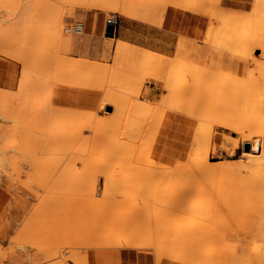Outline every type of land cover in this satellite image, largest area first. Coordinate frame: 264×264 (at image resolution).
<instances>
[{
    "label": "rangeland",
    "instance_id": "rangeland-1",
    "mask_svg": "<svg viewBox=\"0 0 264 264\" xmlns=\"http://www.w3.org/2000/svg\"><path fill=\"white\" fill-rule=\"evenodd\" d=\"M198 1L202 0H190ZM209 1L204 0V9H194L184 7L188 2L181 0H117V10L107 11L84 9L75 0L79 5L74 7L73 0H0V264H31L34 256L39 261L32 264H264L254 255L264 252V164L239 166L247 145L264 137V57L254 48V62L233 59L230 67V51L222 47L228 38L239 39L247 31L246 36H251L249 12L257 11L252 16L264 27V13L261 0H218L217 9ZM126 8L157 26L165 24L169 9L176 11L177 42L169 56L157 52V57L146 58L149 49L133 42L153 46L160 43L157 40H169L168 35L125 17ZM214 10L220 12V20ZM111 14L129 31L121 28L118 34L105 36V20ZM210 16L217 22L209 24ZM57 21H61L60 38L77 36L85 41L65 49L63 41L51 35ZM78 22L83 23L82 33L71 30ZM260 30L255 35L264 36ZM133 31L150 34L151 40L136 39ZM81 61L100 65L97 74L102 79L86 68L92 78L87 73L91 81H86L87 66L81 64L83 70ZM184 63L190 65L177 73L187 80L184 89L179 87L182 95L170 96L166 74ZM67 65L81 68L77 70L82 75H74ZM139 70L146 77L130 91L129 76ZM154 82L156 98L142 99L143 90ZM105 99L114 105H107ZM75 108L94 111L96 121L101 120L99 125L93 121L87 131L91 135L100 131L106 138L99 132L103 139L91 141L87 149L90 157L110 152L107 156L113 160L103 173L90 176L83 167L88 166L85 159L81 164V156L88 155L80 152L91 140L89 133L80 147L79 140L70 143L81 150L68 145L73 139L66 141L67 147L65 141L52 137L56 127L68 126L67 112ZM238 127L243 135L251 134L250 143L237 133ZM70 150L80 159L74 167L84 164L76 170L80 173L72 166L76 177L62 172L73 156ZM199 154L207 157L201 159ZM66 156L69 161L64 163ZM151 162L164 163V171L158 173L151 165L152 174L144 172V165ZM82 168L87 174L81 173ZM14 176H20L22 183Z\"/></svg>",
    "mask_w": 264,
    "mask_h": 264
},
{
    "label": "bare ground",
    "instance_id": "bare-ground-1",
    "mask_svg": "<svg viewBox=\"0 0 264 264\" xmlns=\"http://www.w3.org/2000/svg\"><path fill=\"white\" fill-rule=\"evenodd\" d=\"M63 1V0H62ZM67 1V0H66ZM79 2L80 4H81V6L84 8V9H98V10H107V11H115V10H117V4H116V1H115V3L113 4V1L114 0H75V2ZM183 3H187L184 7H186V8H194V9H204V7L206 6L205 5V2H204V0H202V1H198V2H196V3H194V4H191V2H190V0H181ZM57 2V1H56ZM68 2H69V0H68ZM67 2V3H68ZM178 2V1H177ZM251 2V1H250ZM257 2V1H256ZM255 2V3H256ZM62 3H64V2H62ZM66 3V4H67ZM69 3H71V2H69ZM79 3L77 4V3H75L74 4V0H73V3H71V4H73V7L77 4V5H79ZM216 3H218V0H212V1H209L208 2V5H210V7H216ZM254 3V2H253ZM254 3V4H255ZM41 4V3H40ZM76 5V6H77ZM251 5V4H250ZM44 6V5H43ZM72 6V5H71ZM69 4H68V7H71ZM254 6V7H253ZM41 7V6H40ZM72 7V8H73ZM250 7V6H249ZM252 8H253V11H256V9H258V7H257V5H253L252 4V6H251ZM250 7V8H251ZM213 8H211V10L213 9ZM218 7H216V9H217ZM39 9V8H38ZM45 9V8H44ZM44 9H42V11L44 10ZM59 9V8H58ZM215 9V8H214ZM255 9V10H254ZM261 9H262V12L264 13V0H261ZM65 10H67V9H65ZM64 10V11H65ZM46 11V10H45ZM209 11H210V9H209ZM216 11H218V10H216ZM244 11V10H243ZM246 11V10H245ZM244 11V12H245ZM253 11H251V12H253ZM67 12H68V10H67ZM215 12V10L213 11V14H216V13H214ZM244 12H243V14H244ZM248 12V11H247ZM257 12V11H256ZM256 12H253V13H256ZM62 13V12H61ZM123 13H124V9H123ZM218 13V15H219V11L217 12ZM251 14L250 12H249V15L251 14V16H249V15H247V17H248V25L250 26V32H252L251 33V36L250 37H248V36H246V34L248 35V31L247 32H245L244 33V36H240L239 37V39H236L235 38V40L234 39H232V38H228V44H223L222 45V47L224 48V49H227V50H229L230 51V55L228 56V60H227V65L229 66L230 65V67H231V63H232V60L233 59H239V61L240 62H242V63H244V64H246L247 63V61L248 60H251V61H253L252 59V51H253V49L254 48H258L260 51H261V53H262V55H263V57H264V36H257V35H255L256 34V32L255 31H257V33H258V30H260V28H263L262 30H260V31H262V32H264V27H261V26H259V23H260V21H259V19H257V18H255V17H253L252 15H254V14ZM211 14V13H210ZM246 14V13H245ZM248 14V13H247ZM257 14H258V12H257ZM61 14H59V17L58 18H60L61 16H60ZM112 15V14H111ZM124 15H125V13H124ZM218 15L216 14V18L218 17ZM256 15V14H255ZM28 17H30V18H32L31 16H28ZM28 17L26 18V19H28ZM46 18H47V16H45ZM44 17V18H45ZM253 17V18H252ZM38 18V17H37ZM36 17L34 18V19H37ZM210 18L212 19V20H210V23L209 24H213V22L215 23V21L218 19H216L215 21H213L214 19V17L212 16H210ZM246 18V16H244L243 17V19H245ZM252 18V19H251ZM262 18L264 19V16H262ZM33 19V20H34ZM42 19V18H41ZM47 19H50V16L47 18ZM57 19V18H56ZM38 20H40V19H38ZM44 20H46V19H44ZM51 20V19H50ZM61 20V19H60ZM218 20H220V19H218ZM3 21V20H2ZM41 21V20H40ZM39 21V22H40ZM58 21H59V19H58ZM57 21V23L55 22V24H53V27L50 29L51 30V35H53L52 37H53V39L54 38H56L55 40L56 41H63V47H64V45H65V49H67V45H68V38H60V28H61V21L60 22H58ZM211 21H213L212 23H211ZM38 22V21H37ZM45 22V21H44ZM217 22V21H216ZM78 23H80V22H78ZM44 24V23H43ZM30 25V24H29ZM49 25V23H47V26ZM47 26H44V27H47ZM51 26V25H50ZM34 27V26H33ZM49 27V26H48ZM47 27V28H48ZM219 28V27H218ZM44 29V31H45V29L46 28H43ZM215 29V28H214ZM220 29H222V28H220ZM47 30H49V29H47ZM72 30V29H71ZM71 30H69V31H71ZM83 30V29H82ZM82 30L81 31H77L78 33H82ZM215 31V30H214ZM216 31H219V30H216ZM47 32V31H46ZM49 32V31H48ZM212 32V31H211ZM211 32L210 33H208V35L210 34V36H211ZM213 33V32H212ZM260 33V32H259ZM47 34V33H46ZM215 34H216V32H215ZM114 35V34H113ZM48 36H50V34L48 35ZM105 36H109V35H105ZM205 36H207V34L205 35ZM210 36H208V37H210ZM224 36V35H223ZM51 37V38H52ZM109 37H112V36H109ZM217 37V36H216ZM224 38V37H223ZM226 38V37H225ZM205 39H203V41H204ZM211 40V39H210ZM212 40H213V38H212ZM225 40V39H224ZM206 41V40H205ZM226 42H227V39H226ZM216 43V42H215ZM220 48V47H219ZM64 49V50H65ZM195 49V48H194ZM231 49H234V50H231ZM125 50V49H124ZM196 50V49H195ZM219 50V49H218ZM221 50V49H220ZM220 50H219V53H220ZM63 51V50H62ZM66 51V50H65ZM222 51V50H221ZM200 52V51H199ZM218 51H216V53H217ZM226 52V51H225ZM222 53V52H221ZM229 53V52H228ZM145 55H146V58L147 59H150V58H155V57H157L159 54L157 53V52H155V51H152V50H146L145 51ZM214 55V54H213ZM216 55V54H215ZM236 56V57H235ZM219 57V56H218ZM69 59H71V57H69L68 58V60ZM73 59V58H72ZM67 60V62H66V60L64 61V62H66V63H69V61ZM76 61H78V63H79V60L80 59H75ZM75 60L73 61L74 62V64H75ZM82 61H83V59H82ZM82 61H81V63L79 64L80 66H81V68L84 70V68H83V66H87V65H83V63H82ZM84 61H88V60H84ZM173 61V60H172ZM71 62V61H70ZM226 62V61H225ZM254 62V61H253ZM89 62H86V64H88ZM91 63V62H90ZM88 64V66L87 67H85V69L86 68H88V70L90 71V73L92 74V76L93 77H95L96 75L98 76V74L97 73H99L100 72V65L98 66V64H95L94 66H92L91 64L93 63H91V64ZM166 63V62H165ZM191 63V62H190ZM190 63H184V65L183 66H181L180 65V67H174L173 68V66H172V70L170 71V73H168L169 75H167L166 74V76H167V80H168V82L166 83V84H168L167 86H168V88H169V91H170V96H173L174 94H178V93H180V95H182L181 94V92H182V90L181 89H179V87H182V89H184V87L183 86H185L186 85V83H187V80H186V78H184V79H179V77H177L178 76V72H179V70L181 69V68H183V67H187V66H189L190 65ZM259 63V64H258ZM256 62V63H254L256 66L258 65H260L261 63L260 62ZM83 66H82V65ZM77 65V64H76ZM178 66V65H177ZM64 67V66H63ZM66 67H68L67 69L69 70V71H71L74 75H77V74H79V75H82L81 73H79V72H82V70H77V69H81V68H77L76 70H74L73 68H71V65L69 66V65H67ZM65 67V68H66ZM92 67V68H91ZM91 68V69H90ZM98 68H100V69H98ZM72 69V70H71ZM191 69V68H190ZM73 70H74V72H73ZM87 69L86 70H84L86 73V75H85V78L84 79H86V81L88 80V81H91L92 80V78H91V74L90 73H88L89 71H88ZM91 70H92V72H91ZM94 70V71H93ZM96 70V71H95ZM187 70V69H186ZM189 70V69H188ZM200 70V69H199ZM76 71H78V72H76ZM139 71H141V70H139ZM139 71H138V74H141L142 75V73H143V71H141L142 73H139ZM193 71V70H192ZM191 71V72H192ZM199 72V71H198ZM75 73H77V74H75ZM87 73L89 74V77L91 78V80H90V78L88 79V76H87ZM94 73H96V74H94ZM104 73V72H103ZM144 73H145V71H144ZM143 73V74H144ZM146 73H147V71H146ZM201 73V72H200ZM102 74V73H101ZM138 74H135V73H131V75L129 76L130 77V82H131V84H132V88H130V91H131V89H133L137 84L138 85H142V83H143V80H144V78L146 77L145 76V74H144V77H143V75H142V77H141V75H139V76H136V75H138ZM147 74H150V73H147ZM146 74V75H147ZM219 74V73H218ZM84 75L82 76V77H84ZM99 75H100V73H99ZM86 76H87V78H86ZM33 77V76H32ZM36 77V76H35ZM79 77V76H78ZM81 77V76H80ZM103 77V76H102ZM102 77L100 76H98V78H99V80H100V78L102 79ZM157 77V76H156ZM233 77V76H232ZM231 77V78H232ZM166 78V77H165ZM24 79V78H23ZM84 79H82L83 81H85ZM95 78H93V80H94ZM229 79H230V77H229ZM228 79V77H227V80H229ZM96 80V79H95ZM98 79H97V81H99ZM25 81V80H24ZM81 81V79H79V82ZM78 83V82H77ZM81 83H82V81H81ZM76 84V83H75ZM164 84H165V82H164ZM182 84V85H181ZM165 87V86H164ZM140 88H141V86L139 87V90H140ZM139 90H138V93H139ZM138 93H137V95H138ZM179 95V94H178ZM139 96V95H138ZM63 98V97H62ZM255 99V98H254ZM262 100V99H261ZM61 101H63L62 99H61ZM105 101H107V105H111V106H113L114 105V103L111 101V99H105ZM60 102V101H59ZM248 102V101H247ZM262 102H263V100H262ZM105 102H104V99L101 101V105L102 106H105V104H104ZM262 104V103H261ZM245 106V105H244ZM60 107V106H59ZM261 107H262V105H261ZM256 109H257V107H255ZM263 108V107H262ZM70 109V108H69ZM176 109V108H175ZM60 110V109H59ZM61 110H63V111H65L63 108H61ZM66 110H67V108H66ZM181 109H179L178 110V112H181L180 111ZM71 111V112H70ZM70 111H68L67 112V114H70V116H69V123H66V124H68V126H61V127H63L62 129L60 128V129H58L57 130V128L60 126H58V127H56V129H54L55 130V132H53L52 134H53V136L52 137H54V140L56 139H61L60 141L61 142H63V141H65V143H63V144H65V146H67L68 147V145L70 144V143H74L76 140H79L78 141V144L76 145L77 147H78V145H79V147L81 146V144L83 143V140H84V137L83 136H86L87 137V133H89L90 131H87V129H89L90 130V127H91V123L93 122V121H96L97 120V116L95 115V112L94 111H90V110H83V109H77V108H75L74 110H70ZM244 112H246V111H244ZM62 113V112H61ZM57 114H59V113H57ZM83 114H85L86 116L84 117V118H81V116L83 115ZM129 114V113H128ZM60 115V114H59ZM126 115V114H125ZM63 116H64V114H63ZM61 117V116H60ZM65 117V116H64ZM255 117V116H254ZM252 118V117H251ZM255 119V118H254ZM253 119V120H254ZM62 120V119H61ZM67 120H68V118H67ZM250 120H252V119H250ZM101 120H99L98 119V122H100ZM68 122V121H67ZM97 122V121H96ZM97 122V123H98ZM243 123H244V121H243ZM91 124V125H90ZM89 125H90V127H89ZM98 125H99V123H98ZM97 125V126H98ZM242 124L240 123V126H241ZM239 126V127H240ZM243 126V125H242ZM245 126V125H244ZM238 127V128H239ZM264 127V126H263ZM97 129H98V127H96ZM237 128V129H238ZM241 129H242V127H240ZM238 129V132L237 133H241V135H242V139L244 140V141H248L249 143L252 141V137H251V134H247L246 133V135L244 134H242L243 132V130H241V129ZM96 129V130H97ZM264 129V128H263ZM16 130V129H15ZM57 130V131H56ZM99 130V129H98ZM244 130H245V128H244ZM17 131H18V129H17ZM250 131V130H249ZM99 132L100 131H98V132H95L94 134H92L91 135V133H89V135H88V137L87 138H90V136H91V140H90V142H88L87 140V143H86V141H85V144H86V146H85V144L84 145H82L81 146V148H83V150L80 152L81 154L83 153L84 155H86V154H88V155H86V156H81V160L83 159H85V161L84 162H86L87 163V165L88 166H83V165H81L82 163H83V160H82V162H81V166H83L85 169H87V173L91 176V173L92 174H95V173H103V171H105V169H107V167H109L107 164L109 163V162H111L112 160H113V157H110L111 159H109V156H107V154H109V153H107L106 155H105V153L104 152H106V151H104L103 153V155L101 156H97V157H93V156H91L90 157V150H88L87 148L89 147V148H91L90 147V145L92 144L91 143V141H100V139L102 138V136L101 135H103V134H101V132H100V134L101 135H99ZM202 132V131H201ZM253 132V131H252ZM255 132H257V131H255ZM259 132H260V130H259ZM263 132H264V130H263ZM98 133V134H97ZM123 133V132H122ZM261 133H262V130H261ZM86 134V135H85ZM209 134H210V132H209ZM254 135V134H253ZM257 135V137H258V135L259 136H261L260 134H256ZM262 135H263V133H262ZM59 136V137H58ZM105 135H103V138L105 139L106 137H104ZM264 136V135H263ZM81 137V138H80ZM83 137V138H82ZM254 137H255V135H254ZM253 137V138H254ZM78 138H80V139H78ZM102 138V139H103ZM107 138H109V137H107ZM71 139H73V140H71ZM74 139H75V141H74ZM83 139V140H82ZM206 139V138H205ZM260 139H261V137H260ZM72 142H71V141ZM108 140V139H107ZM117 140V139H116ZM210 140V139H209ZM262 140V139H261ZM20 141V140H19ZM59 141V142H60ZM66 141H67V143H68V141H70L69 143H68V145H66ZM82 141V142H81ZM98 141V142H99ZM102 141V140H101ZM104 141V140H103ZM103 141H102V143H103ZM60 142V143H61ZM77 142V141H76ZM208 142V141H207ZM81 143V144H80ZM104 144H105V142H104ZM116 144H119V142H116ZM121 144V143H120ZM197 144V143H196ZM15 145V144H14ZM74 144L73 145H71L70 144V146H72L71 148L73 149V147H76ZM103 145V144H102ZM114 145V146H113ZM112 146H111V150L113 149L114 150V148H112V147H115V144H113ZM83 146H85V147H83ZM116 146H118V145H116ZM200 146V145H199ZM235 146H236V141H235ZM248 146V148L245 150L246 152H244L243 153V155H244V157L243 158H245V160L243 161V162H241L240 164H239V166H241V167H243V168H249V167H251V166H253V165H255V164H258L259 166H262L263 164H264V161H262L263 159H264V137H263V140L262 141H260V140H258V139H255V140H253V142H252V144L250 143V145H247ZM76 147V148H77ZM118 147H121V146H118ZM206 147H208V146H206ZM75 148V149H76ZM81 148L79 149V148H77V149H79V150H81ZM209 148V147H208ZM67 149H70V148H67ZM71 149V150H72ZM116 149V148H115ZM194 149H195V147H194ZM71 150L69 151V153L71 152ZM110 150V151H111ZM192 150V149H191ZM190 150V152H192ZM247 150H248V152H247ZM67 151V153H68V150H66ZM77 151V150H76ZM88 151H90V152H88ZM108 151H109V149H108ZM116 151V150H115ZM122 151V150H121ZM146 149L143 151V153H146ZM195 151V150H194ZM74 152H75V150H74ZM87 152V153H86ZM112 152V151H111ZM119 152V151H118ZM188 152V151H187ZM67 153L66 154H63V155H67ZM78 153V152H77ZM101 153V152H100ZM71 154L73 155V153L71 152ZM71 154H70V156H71ZM136 154L137 155H139L137 152H136ZM135 154V155H136ZM207 154V153H206ZM203 155V156H201L200 154V156H201V159H205L206 157H207V155ZM97 155H99V153L97 154ZM116 155H118L117 153H116ZM119 155H121L120 153H119ZM17 156V155H16ZM19 156V155H18ZM77 156V157H76ZM112 156V155H111ZM13 157V156H12ZM67 157H69V156H66V158ZM119 157V156H118ZM120 157H122V156H120ZM119 157V158H120ZM135 157V156H134ZM20 158V157H19ZM19 158H18V160H19ZM61 158H62V156L60 157V160H61ZM69 158H70V161H69ZM69 158H67L66 159V161H64V163L66 162H68L67 163V165H71V167L70 168H72V166L74 167V166H76L75 165V162L77 163V161H80V159L78 158V155H76V154H74L72 157H69ZM79 159V160H76V161H73L74 159ZM94 158V159H93ZM117 158V157H116ZM136 158H137V156H136ZM135 158V160L137 161V159ZM198 158H200V157H198ZM262 158V159H261ZM15 159H16V157H15ZM73 159V160H72ZM115 159V158H114ZM17 160V159H16ZM17 160V161H18ZM21 160H22V158H21ZM63 160H65L64 158H63ZM116 160H118V159H115L114 161V163H116ZM135 160H134V162H135ZM20 161V160H19ZM19 161L17 162V163H19ZM74 162V164H73V162ZM120 161H121V158H120ZM15 162V161H14ZM58 162V161H57ZM134 162H133V164H134ZM140 162V161H139ZM156 162V161H155ZM60 163V162H59ZM58 163V165H60ZM70 163V164H69ZM137 163H138V161H137ZM15 164V163H14ZM20 164H21V161H20ZM73 164V165H72ZM120 164V163H119ZM132 164V165H133ZM143 164V163H142ZM148 165H144V168H145V170H144V172H150V174H152V170H155L154 168L153 169H151V165H153V167L154 166H157L158 167V169H157V167H155L156 168V170H157V172L158 173H161V171H164V163H162V165L160 166H158V165H156L157 163H155V164H153L152 162L151 163H147ZM65 165V164H64ZM67 165H65L64 166V168H63V170H62V172H64L65 174H64V176L66 175V174H69V175H71V171H73L74 172V169L72 170H70V168H69V166H67ZM117 165V164H116ZM115 165V166H116ZM140 165H141V162H140ZM15 166H16V164H15ZM81 166H80V168H81ZM121 166V165H120ZM120 166L118 165V167H119V169H117L118 171L120 170ZM162 166H164V167H162ZM18 167H19V165H18ZM141 167H143V165H141ZM172 167V166H171ZM59 168V167H58ZM75 168V172H77L76 170H77V168L76 167H74ZM80 168H78V169H80ZM84 168H82V170L84 169ZM114 168V167H113ZM137 168V167H136ZM135 168V169H136ZM143 168V169H144ZM230 169H234V166H232V167H229ZM236 168V167H235ZM13 169V168H12ZM142 169V168H141ZM150 170V171H149ZM21 172H19V175H20V173L22 174V170H20ZM86 171V170H85ZM111 172L109 173L110 174V180H113L114 181V171L111 169L110 170ZM18 172V171H17ZM61 172V173H62ZM78 172L80 173V170H78ZM77 172V173H78ZM117 172V171H116ZM156 171H154V173H155ZM167 172V171H166ZM77 173H72L73 175H74V177H76V174ZM82 174H87V173H85L84 172V170H83V172H81ZM118 173V172H117ZM125 173V172H124ZM140 173V172H139ZM158 173H155V175L156 174H158ZM164 173V172H163ZM168 173V172H167ZM148 175V177L149 178H151V176H153V175ZM171 174V173H170ZM173 174V173H172ZM10 175H11V172H10ZM13 175V174H12ZM16 175V174H15ZM18 175V174H17ZM98 175V174H97ZM96 175V176H97ZM103 175V174H102ZM64 176L62 177L63 179H64ZM122 176H124V175H122ZM127 176H129L128 174H127ZM126 176V177H127ZM138 176H140V175H138ZM144 176H145V174H144ZM146 176H147V174H146ZM173 176V175H172ZM120 177V176H119ZM170 177V176H169ZM14 179L13 180H15V182H17V183H22V179L20 178V176H14L13 177ZM68 177L66 176V179H67ZM70 178H71V176H70ZM78 178H79V176H78ZM114 178V179H113ZM130 178V177H129ZM62 179V180H63ZM76 179V178H75ZM124 179V178H123ZM22 180V181H21ZM71 181H72V178L70 179ZM70 180H68V181H70ZM89 180V179H88ZM117 180H118V178H117ZM161 180V179H160ZM68 181H67V184H68ZM90 181V180H89ZM88 181V182H89ZM124 182H126L125 180H123ZM122 181V182H123ZM149 181V180H148ZM154 181V180H153ZM62 182V181H61ZM64 182V181H63ZM74 182V181H73ZM82 182H83V180H82ZM24 183H26V182H24ZM28 183H29V180H28ZM24 184L26 187H28V186H30V184ZM127 183V182H126ZM129 183H130V181H129ZM155 183V182H154ZM64 184H65V182H64ZM120 184V183H119ZM124 183H122V185H123ZM75 186H74V188H76V186H78L79 187V183H77V185L76 184H74ZM81 185V184H80ZM84 185V184H83ZM127 185V184H126ZM139 185H141L142 186V184H139ZM65 186V185H64ZM68 186V185H67ZM117 186V185H116ZM124 186V185H123ZM83 187V186H82ZM85 187V186H84ZM91 187V186H90ZM127 187V186H126ZM126 187H124V189H126ZM136 187V186H135ZM145 187V186H144ZM141 188H143V187H141ZM153 188V187H152ZM127 190V189H126ZM161 190V189H160ZM131 191V190H130ZM129 192V191H128ZM137 192V191H136ZM135 193V192H134ZM139 193H141L140 191H139ZM165 193V192H164ZM156 194V193H155ZM168 194V193H167ZM126 195V194H125ZM131 195V194H130ZM130 195H127L128 197L130 196ZM134 195V194H133ZM138 195V194H137ZM140 195V197L139 198H141L142 199V197H141V195L142 194H139ZM161 196V195H160ZM135 197V196H134ZM139 198H137V199H139ZM148 198V197H147ZM150 198V197H149ZM148 198V199H149ZM133 199V197L131 198V199H129V200H132ZM177 199H179V197L177 198ZM120 246H122L121 244H119L118 245V247H120ZM74 251V250H73ZM254 252H255V250H253ZM257 251V250H256ZM259 252V253H258ZM261 252V253H260ZM209 254H210V257L212 258V257H214L215 255L213 254V251H212V249H209V252H208ZM72 254V253H71ZM257 258L259 257L260 259H261V261H263L264 262V252L263 251H257L255 254H254ZM70 257V256H69ZM30 258H33L32 257V255H31V257H29V259ZM49 258V257H48ZM50 258H52V257H50ZM35 256H34V258H33V260H30V263L32 264V263H38V261H39V259H35ZM41 260V259H40ZM255 260H257V259H255ZM258 261V260H257ZM259 262V261H258Z\"/></svg>",
    "mask_w": 264,
    "mask_h": 264
},
{
    "label": "crops",
    "instance_id": "crops-1",
    "mask_svg": "<svg viewBox=\"0 0 264 264\" xmlns=\"http://www.w3.org/2000/svg\"><path fill=\"white\" fill-rule=\"evenodd\" d=\"M124 16L128 17V18H133V19L140 20V21H137V22H139L142 25H145V27H147L149 30L150 29L153 30V31L155 30L156 34L161 32L162 35H165V36L168 35L167 37L169 38V40L167 38L165 40H157L160 43L156 42V43L153 44V46L152 45L146 46V45L141 44L139 42H133V43H135L138 46H142L145 49L153 50L155 52H158V53H161V54H164V55H167V56H169L171 54V52L175 48L176 42H177V33H176L177 31H175V27H174V26H176V23H175L176 11L175 10L169 9V14L168 15L167 14L164 15L165 24L163 26H157V25H154V24H151V23H148V22H144L142 19L134 17V16H136V14L134 12V9L127 10V8H126V12H125ZM95 18L90 21V24H91L90 29H91L92 32L94 30ZM80 23H82V22H80ZM105 28H106V26H105ZM121 28L123 30L129 31L128 28L119 26V22H118V25L116 26V29H115V34H118L119 32H121ZM146 33H148V31ZM131 35H134L136 39H138V38L145 39L144 40L145 42H147L148 40L149 41L151 40V38H150L151 35L150 34L144 35L143 32H141V31L140 32L139 31H133V34H131ZM119 38L121 40H123V41L130 42V40L128 38H125L123 36H121ZM116 39H118V38H116ZM84 41L85 40H83V39L79 40L77 38V36H73V38H71V39L69 38L68 45H67V50L68 51L72 50V48L75 45H77L79 43H83ZM153 84H154L153 86L149 85L150 89L143 90L142 94L145 95L146 97L142 98V99L153 100L154 98H156V96H157L156 90L158 88L155 86L156 82H154Z\"/></svg>",
    "mask_w": 264,
    "mask_h": 264
},
{
    "label": "built area",
    "instance_id": "built-area-1",
    "mask_svg": "<svg viewBox=\"0 0 264 264\" xmlns=\"http://www.w3.org/2000/svg\"><path fill=\"white\" fill-rule=\"evenodd\" d=\"M118 16L115 14L110 15V17L106 18L105 20V26L112 25L114 27V32L116 29V26L118 25ZM83 29V23H76L73 27L72 30L77 32L81 31Z\"/></svg>",
    "mask_w": 264,
    "mask_h": 264
},
{
    "label": "water",
    "instance_id": "water-1",
    "mask_svg": "<svg viewBox=\"0 0 264 264\" xmlns=\"http://www.w3.org/2000/svg\"><path fill=\"white\" fill-rule=\"evenodd\" d=\"M114 34V27L112 25H108L105 28V35L113 36Z\"/></svg>",
    "mask_w": 264,
    "mask_h": 264
}]
</instances>
